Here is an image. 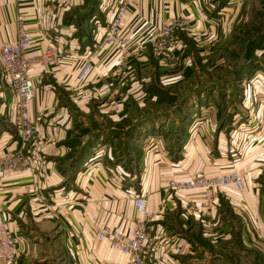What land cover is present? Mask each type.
<instances>
[{
	"label": "crops",
	"instance_id": "1",
	"mask_svg": "<svg viewBox=\"0 0 264 264\" xmlns=\"http://www.w3.org/2000/svg\"><path fill=\"white\" fill-rule=\"evenodd\" d=\"M109 1L100 0L94 8L91 0H0V43L17 38L21 13L33 39L30 49L38 52L52 43L66 58L62 67L31 71L36 96L30 115L38 135L28 144L11 124L13 98L0 68V87H7L0 88V115L8 123L0 132V152L23 147L33 165L0 181V208L18 241L14 264H131L127 255L98 241L96 233L103 224L129 229L136 215L135 194L146 196L153 214L148 264H228L229 256L238 253L236 242L253 248L258 260L257 254H264V100L256 110L247 107L258 120L245 137L233 129L236 135L227 134V121L216 118L218 108L200 101L201 114L210 112L211 119L198 124L197 140L183 158L173 160L169 150L147 147L134 174L113 164L111 150L94 153L114 143L106 139L100 148L103 133L161 114L151 87H178L181 79L191 77L164 63L185 56L179 35L172 52L159 53L148 42L153 29L171 16H187L200 29L206 23L197 0H136L122 25L132 51L120 60L113 46L97 44L112 15ZM88 49L96 50L94 66L80 80L78 69ZM200 136L213 138L214 148L198 152ZM93 138L98 144L90 152ZM91 155L96 157L85 162ZM229 170L243 175L245 188L221 189L210 210L200 208L201 190L167 187L172 178Z\"/></svg>",
	"mask_w": 264,
	"mask_h": 264
},
{
	"label": "rangeland",
	"instance_id": "2",
	"mask_svg": "<svg viewBox=\"0 0 264 264\" xmlns=\"http://www.w3.org/2000/svg\"><path fill=\"white\" fill-rule=\"evenodd\" d=\"M197 1L202 7L205 27L198 28L187 16L169 17L185 22L176 29V34L183 43L181 49H186L181 62L177 59L164 62L168 70H186L191 77L181 79L178 87L167 84L151 87L150 91L157 96V107L161 114L151 117L149 122L144 121L127 129L117 126L103 133L105 136L98 145L100 148L104 147L106 139L114 140V143L105 150L94 151L107 155L111 150L113 164L132 174L137 172V161L147 147L159 146L166 152L169 150L167 153L173 156V160L183 158L186 149L197 140L198 124L206 117L207 120L211 119L208 116L210 112L203 111L201 114L200 101L218 108L216 118L219 115L227 121V128H222L227 134H231L233 129L245 137L246 129L258 120L256 116L252 119L249 109L256 110V103L261 105L264 100V0ZM91 2L92 7L98 8L100 0ZM195 104L197 111H194ZM237 115L239 122L234 124ZM4 119L0 115V132L8 124ZM88 129L84 133L90 136ZM146 130H151V134L147 135ZM237 131L233 134L236 135ZM202 132L206 134L199 131V135ZM200 138L197 141L198 152L204 153L207 147L214 148L213 138ZM95 139L91 140L90 152L98 144ZM92 157L88 156L85 162L90 163ZM235 245L238 253H234L233 258L229 256L226 260L228 264H264V254H257V260L253 248H242L237 242Z\"/></svg>",
	"mask_w": 264,
	"mask_h": 264
},
{
	"label": "built area",
	"instance_id": "3",
	"mask_svg": "<svg viewBox=\"0 0 264 264\" xmlns=\"http://www.w3.org/2000/svg\"><path fill=\"white\" fill-rule=\"evenodd\" d=\"M113 7L108 25L97 42L101 46H113L120 60L127 58L132 48L122 32V25L129 9L136 0H110ZM17 38L0 43L1 74L10 87L12 94L11 121L15 132L23 144L32 142L38 131L30 115V104L36 96V88L31 78V71L36 66L62 67L66 58L59 48L52 43L41 51H32V36L27 31L23 14L17 15ZM185 22L175 18L157 26L150 33L148 42L159 53L172 52L177 44L176 29ZM77 77L84 80L92 71L96 50L84 52ZM100 152H98V155ZM94 156L93 158H95ZM32 160L23 147L7 149L0 152V181L12 172L32 169ZM235 186L239 191L245 188L244 177L236 170H229L215 175L197 172L184 179L172 178L167 187L175 192L201 190L203 193L200 208L210 210L214 206L219 192L227 186ZM134 206L136 215L129 229L117 225L103 224L96 233L98 241L130 258L131 264H148V255L153 247V236L150 224L153 214L148 208L147 198L143 194H135ZM18 257V241L9 228L5 213L0 208V264H14Z\"/></svg>",
	"mask_w": 264,
	"mask_h": 264
},
{
	"label": "trees",
	"instance_id": "4",
	"mask_svg": "<svg viewBox=\"0 0 264 264\" xmlns=\"http://www.w3.org/2000/svg\"><path fill=\"white\" fill-rule=\"evenodd\" d=\"M91 5H92V2H91Z\"/></svg>",
	"mask_w": 264,
	"mask_h": 264
}]
</instances>
